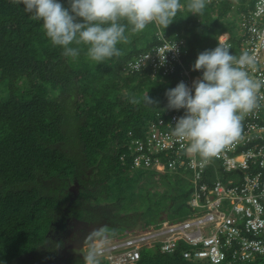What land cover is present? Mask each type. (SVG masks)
I'll return each instance as SVG.
<instances>
[{"label":"trees","instance_id":"16d2710c","mask_svg":"<svg viewBox=\"0 0 264 264\" xmlns=\"http://www.w3.org/2000/svg\"><path fill=\"white\" fill-rule=\"evenodd\" d=\"M60 2L68 7V0ZM180 3L185 7L164 36L181 41L182 63L192 66L198 53L217 46L231 0H207L198 15L188 10V0ZM162 31L150 24L132 33L129 26L128 42L117 45L120 57L96 64L81 46L73 60L51 44L23 5L0 0V264L56 261L66 234L82 229L76 221L112 235L136 223H154L161 214L172 219L190 211L187 177L151 169L135 172L124 146L130 133L143 135L173 110L166 107L165 93L181 82L178 70L155 78L150 69L125 71L134 55L159 43ZM146 93L157 103L146 104ZM155 176L166 189L150 181ZM170 177L175 184L166 183ZM84 233L80 241L87 245L95 236ZM64 256L65 264H86L80 252ZM134 264L209 263L147 248ZM220 264H264V257Z\"/></svg>","mask_w":264,"mask_h":264},{"label":"built area","instance_id":"2783aa9c","mask_svg":"<svg viewBox=\"0 0 264 264\" xmlns=\"http://www.w3.org/2000/svg\"><path fill=\"white\" fill-rule=\"evenodd\" d=\"M226 18L231 29L222 32L218 41L233 48L236 58L244 53L254 55L255 64L247 71L254 80L264 81V0H231ZM157 40L128 60L125 71L136 72L129 65L148 55L140 70L150 69L152 78L178 70L180 81L191 88L202 72L183 65L181 41L160 34ZM173 42L177 50L167 51L161 63L165 47ZM258 104L242 119L240 137L207 164L189 155L186 141L173 134L183 108L165 111V118L159 116L141 136L130 134L124 143L131 156L130 168L187 177L192 188L190 211L181 218L164 216L100 238L96 241L98 261L134 264L147 248L179 252L186 260L209 264L251 263L264 257V87L258 93ZM126 156L122 153L119 159L124 162Z\"/></svg>","mask_w":264,"mask_h":264},{"label":"clouds","instance_id":"9594fccd","mask_svg":"<svg viewBox=\"0 0 264 264\" xmlns=\"http://www.w3.org/2000/svg\"><path fill=\"white\" fill-rule=\"evenodd\" d=\"M10 2L23 5L30 19L40 22L45 36L54 47L62 49L63 56L75 60L81 53V46H86L85 55L96 64L122 55L117 45L128 42L129 26L132 33H139L154 24L163 30L160 36L164 38V29L185 7L180 0H68V7L60 0ZM206 3L207 0H188L186 7L198 15ZM176 50L174 42L165 47L163 56L158 54L161 63L165 61L167 51ZM147 58L148 55L129 67L140 72ZM254 64V55L244 53L236 58L230 46L219 41L215 48L198 53L191 67L194 71H201L202 75L193 81L191 88L181 81L166 90V107L185 110L177 119L173 134L186 141L187 153L198 156L202 164L210 163L240 137L242 119L259 107L258 93L264 87V81L254 80L249 75L247 68ZM143 101L149 105L157 103L147 93ZM139 102L132 100V103ZM104 231L93 233L94 238H103ZM97 257L98 249H90L85 256L86 264H99Z\"/></svg>","mask_w":264,"mask_h":264},{"label":"rangeland","instance_id":"374dc122","mask_svg":"<svg viewBox=\"0 0 264 264\" xmlns=\"http://www.w3.org/2000/svg\"><path fill=\"white\" fill-rule=\"evenodd\" d=\"M227 26H224L223 30L229 31L231 29V27H230L229 24ZM132 171H134V170H132ZM135 172H139V171L137 169H135ZM147 181H148V178L145 179V180H142L141 181V184H143V183H145ZM150 181H154L155 183H158V186H159V187H157L158 190L162 191V190L166 189V187L163 186V184L161 183V177H156L155 176L153 178H150ZM174 181H175V179L172 178V177H170L168 180H166V183L172 185V184H175ZM75 185H73V186H75ZM154 189H156V186H154V188H152V191ZM73 190H75V189H73ZM162 215L163 214H161L160 217ZM168 217H170L169 214H166L165 215V218H168ZM97 227H98L97 225L96 226H87V225H84V223H83L82 230H83V233H84V229H85V232L86 233L89 232V233L93 234V232H97V230H96ZM138 227H140V224L139 223H136L135 226H133L131 228H138ZM104 230L105 231H104L103 237L104 236H109V235H106L107 234V230L106 229H104ZM84 235H85V233L82 236H84ZM98 238H101V237H98ZM95 240H97V239L94 238L93 242H90V243H92V245L91 246H88V245H82V243L80 241H76L75 239H73L70 242H66L64 248H62L61 251H62V253L64 255H68V254H71L73 251H77V252H80V254L86 256L88 254V252L90 251V249L97 248L98 247L99 242H96ZM78 247H79V249L78 250H75ZM101 261H103V260H101Z\"/></svg>","mask_w":264,"mask_h":264},{"label":"flooded vegetation","instance_id":"af4514ba","mask_svg":"<svg viewBox=\"0 0 264 264\" xmlns=\"http://www.w3.org/2000/svg\"><path fill=\"white\" fill-rule=\"evenodd\" d=\"M84 231H85V229H84ZM82 235H83V230L82 229L79 231V234H77L76 231L75 232H70V233L68 232V234H66L65 238H63V242H65V244H66V242H70L73 239H75L76 241H80V238L82 237ZM47 264H65V256L62 253V251L61 250L59 251V256L57 257L56 261L50 262V263H47Z\"/></svg>","mask_w":264,"mask_h":264},{"label":"water","instance_id":"95a60500","mask_svg":"<svg viewBox=\"0 0 264 264\" xmlns=\"http://www.w3.org/2000/svg\"><path fill=\"white\" fill-rule=\"evenodd\" d=\"M75 224H76L77 227H81V226H83V224H82L81 222H78V221H76Z\"/></svg>","mask_w":264,"mask_h":264}]
</instances>
